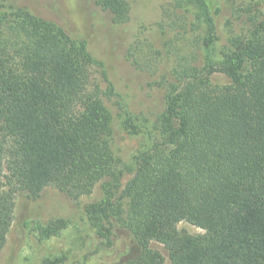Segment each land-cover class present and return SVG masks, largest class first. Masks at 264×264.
<instances>
[{
  "label": "trees",
  "instance_id": "trees-1",
  "mask_svg": "<svg viewBox=\"0 0 264 264\" xmlns=\"http://www.w3.org/2000/svg\"><path fill=\"white\" fill-rule=\"evenodd\" d=\"M97 5L114 24L129 21L126 0ZM50 8L59 12L54 3ZM10 9L0 17V252L18 195L36 202L54 188L77 201L100 183L105 201L86 206L85 213L107 247L113 222L129 230L138 254L125 264H164L152 243L163 247L171 264H264L259 4L239 7L227 22L228 48L218 61L211 54L216 33L206 0H174L162 8L158 44L137 42L127 54L138 70L163 67V110L144 132L125 105L113 103L119 96L104 64L68 31L63 16L49 20L26 7ZM92 67L100 70L104 91L90 88ZM216 75L228 83L213 84ZM106 102L118 106L125 131L144 136L129 179L112 149ZM181 222L204 233L181 231ZM24 227L49 239L66 226Z\"/></svg>",
  "mask_w": 264,
  "mask_h": 264
},
{
  "label": "rangeland",
  "instance_id": "rangeland-1",
  "mask_svg": "<svg viewBox=\"0 0 264 264\" xmlns=\"http://www.w3.org/2000/svg\"><path fill=\"white\" fill-rule=\"evenodd\" d=\"M172 1L126 0L129 21L119 25L114 24L109 12L97 5V0H0V17L10 13V8L15 6L29 8L35 15L49 20L62 21L63 16L69 24L68 31L85 40L89 54L104 64L108 80L119 96L113 103L125 105L135 119L134 123L144 132L152 127L163 110V92L158 87L163 67L159 65V69L151 73L138 70L127 54L137 42H141L140 45L145 41L158 44L157 32L163 22L162 8ZM206 2L213 14L216 33L211 54L218 61L228 48L227 22H233L238 8L249 3H258L264 11V0ZM51 3L57 6L60 14L50 8ZM132 51L139 56L135 50ZM211 81L221 86L228 83V79L222 75L212 77ZM89 86L91 89L98 86L105 90L100 70L95 67L90 69ZM106 107L112 117V149L129 179L133 172V158L141 148L144 136L131 135L122 128L116 117L118 106L115 109L106 102ZM103 201L105 195L100 183L94 186L90 195L77 201L66 198L54 188H47L36 202L18 195L6 243L0 252V264H44L47 260H62L60 264H125L138 254L129 230L113 222L112 245L107 247L87 219L85 207ZM25 222H34L42 228L61 222L66 227L59 235L43 239L37 231L25 228ZM178 229L194 236L204 233L185 222L179 223ZM151 248L163 256L164 264H171L161 245L152 243Z\"/></svg>",
  "mask_w": 264,
  "mask_h": 264
}]
</instances>
